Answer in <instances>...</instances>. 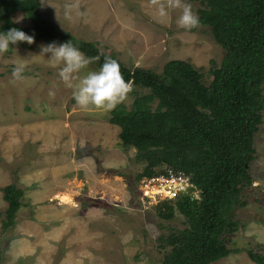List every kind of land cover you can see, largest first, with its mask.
<instances>
[{
	"label": "rangeland",
	"instance_id": "rangeland-1",
	"mask_svg": "<svg viewBox=\"0 0 264 264\" xmlns=\"http://www.w3.org/2000/svg\"><path fill=\"white\" fill-rule=\"evenodd\" d=\"M73 2L40 0L39 10L58 30L106 45L129 67L159 72L168 60L182 59L208 84L225 53L207 26L179 28L180 10L161 22L149 0H79L66 17L65 5ZM184 2L198 16L205 8L203 0ZM13 19L31 26L21 11ZM42 44L49 42L17 43L0 54V264H159L170 250L165 238L186 226L176 205L183 192L172 196L166 189L174 182L140 175L144 163L134 147L122 145L110 111L77 105L59 67L49 66L50 54L39 56ZM20 59L28 62L25 79L14 82ZM98 70L90 64L80 75ZM143 92L132 85L120 104L129 109ZM253 145L252 181L241 192L246 204L234 209L238 227L226 236L227 246L241 251L210 264H255L245 250L264 254V111ZM7 184L23 190V206L4 228Z\"/></svg>",
	"mask_w": 264,
	"mask_h": 264
},
{
	"label": "trees",
	"instance_id": "trees-1",
	"mask_svg": "<svg viewBox=\"0 0 264 264\" xmlns=\"http://www.w3.org/2000/svg\"><path fill=\"white\" fill-rule=\"evenodd\" d=\"M39 1L0 0V33L15 27L35 40L71 42L86 57H99L92 63L97 69L105 57L115 59L126 82L147 90L135 96L129 109L117 105L109 117L120 128L122 145L134 147L135 159L144 163L140 175L168 176L170 170L190 178V190L180 194L176 204L186 226L165 238L170 250L159 264H210L241 251L229 248L226 236L238 227L234 209L246 204L241 192L252 181L254 136L264 111V0H203L200 25L209 28L225 51L220 65L210 69L208 84L192 63L182 59L168 60L159 72L129 67L116 51L104 50L106 45L58 30L40 12ZM17 11L23 12L30 27L15 22ZM163 165L167 172L161 170ZM1 190L7 204L2 226L7 228L23 206V190L14 184ZM245 251L252 262L264 264V254Z\"/></svg>",
	"mask_w": 264,
	"mask_h": 264
},
{
	"label": "clouds",
	"instance_id": "clouds-1",
	"mask_svg": "<svg viewBox=\"0 0 264 264\" xmlns=\"http://www.w3.org/2000/svg\"><path fill=\"white\" fill-rule=\"evenodd\" d=\"M41 3L45 5L44 0H41ZM149 3L156 9L161 22L167 19L170 10H180L176 21L179 28L190 30L200 25V19L193 11L192 5L185 3L184 0H149ZM78 8L79 0L66 4V17ZM18 42L33 44L35 39L33 35H28L15 27L5 33H0V54L8 52L10 46L16 45ZM47 54H50L49 66L59 67V77L67 87L73 89V98L76 104L82 108L91 106L110 111L124 102L132 91V84L126 82L119 63L111 57H105L104 63L98 71H88L86 74L80 75L90 64L98 61L99 57H86L71 42L42 44L39 56L45 57ZM27 66L28 62L24 59L15 62L12 70L14 82L25 79L24 72Z\"/></svg>",
	"mask_w": 264,
	"mask_h": 264
},
{
	"label": "built area",
	"instance_id": "built-area-1",
	"mask_svg": "<svg viewBox=\"0 0 264 264\" xmlns=\"http://www.w3.org/2000/svg\"><path fill=\"white\" fill-rule=\"evenodd\" d=\"M168 173H169L168 176L161 175V176H158L156 178L165 179V181H168V182L172 181V183L174 182L177 185L176 187L175 186H173V187L170 186L169 188L166 189V191L171 193L172 196H176V194L178 192H183L182 194H184V190H186L187 187H191L190 178L189 177L184 176L181 173L175 174L173 172H170V170L167 172V174Z\"/></svg>",
	"mask_w": 264,
	"mask_h": 264
}]
</instances>
